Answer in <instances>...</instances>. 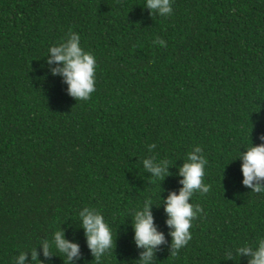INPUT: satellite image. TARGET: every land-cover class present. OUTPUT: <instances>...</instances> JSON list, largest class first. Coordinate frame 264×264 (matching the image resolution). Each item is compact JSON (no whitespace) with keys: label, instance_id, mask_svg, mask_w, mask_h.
I'll use <instances>...</instances> for the list:
<instances>
[{"label":"trees","instance_id":"trees-1","mask_svg":"<svg viewBox=\"0 0 264 264\" xmlns=\"http://www.w3.org/2000/svg\"><path fill=\"white\" fill-rule=\"evenodd\" d=\"M144 3L0 0V264L34 247L42 264H64L38 243L59 228L80 245L73 264H94L83 207L102 212L117 237L101 264H135L143 250L132 212L179 192V168L196 146L210 190L190 202L203 212L171 256L164 204L153 205L166 238L154 264H247L225 260L226 250L235 256L234 245L264 237V194L243 185L235 160L251 141L264 143V0H173L168 17ZM69 32L97 61L87 101L47 63ZM144 159L167 160L170 175L152 183Z\"/></svg>","mask_w":264,"mask_h":264},{"label":"clouds","instance_id":"clouds-1","mask_svg":"<svg viewBox=\"0 0 264 264\" xmlns=\"http://www.w3.org/2000/svg\"><path fill=\"white\" fill-rule=\"evenodd\" d=\"M144 8L152 15L168 17L173 14V0H145ZM154 44L166 47L163 39L157 37ZM48 65H56L51 68L52 76H60L68 86V94L78 101H87L96 91V67L97 61L94 54L86 51L81 46V36L76 32H69L67 38L48 48ZM264 140V137H261ZM156 146L150 145L149 151ZM235 160L242 161L241 171L243 185L252 190V193L264 194V143L246 146V151L240 152ZM208 160L201 147L196 146L190 150L186 162L179 168V176L182 177L179 192H171L166 200H161L157 205L152 199L146 198L143 205L132 212V228L134 231V242L138 249L143 251L135 264H154L156 250L165 243V235L158 231L152 213L153 205L164 204L168 219L167 226L171 229L172 254L174 256L188 245L192 239L190 231L192 221L198 214L203 212L199 205H193L192 197L196 192L206 194L210 185L204 183L205 169ZM144 168L152 174V183L164 180L169 173V162L162 160L156 162L154 159H144ZM80 227L85 233L87 246L94 264H101L102 258L107 256L116 246V235L114 237L112 227L105 220L102 212L93 207H83L78 213ZM42 246L45 258L52 255L55 250L63 258L64 264H73L81 257V249L78 243L66 238L61 228L53 231L50 238L38 242ZM235 248V256L231 250H226L225 260H237L248 257L247 264H264V237L258 236L254 243H242ZM29 254L32 264H42L39 259L37 247L29 251H21L13 257V264H26Z\"/></svg>","mask_w":264,"mask_h":264}]
</instances>
